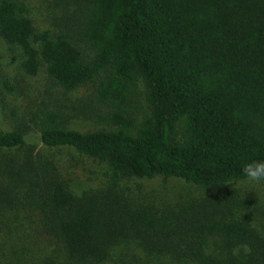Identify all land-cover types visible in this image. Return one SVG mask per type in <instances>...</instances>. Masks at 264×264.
Here are the masks:
<instances>
[{"label": "trees", "instance_id": "trees-1", "mask_svg": "<svg viewBox=\"0 0 264 264\" xmlns=\"http://www.w3.org/2000/svg\"><path fill=\"white\" fill-rule=\"evenodd\" d=\"M55 1L44 26L26 0H0V35L27 74L92 96L88 127L55 107L34 113L39 143L112 175L75 194L55 156L0 129V264H264V217L222 193L264 161V0ZM132 177L210 194L141 201L121 187Z\"/></svg>", "mask_w": 264, "mask_h": 264}, {"label": "rangeland", "instance_id": "rangeland-1", "mask_svg": "<svg viewBox=\"0 0 264 264\" xmlns=\"http://www.w3.org/2000/svg\"><path fill=\"white\" fill-rule=\"evenodd\" d=\"M33 15L42 25H51L55 11H59L55 0H26ZM55 21V20H54ZM21 47L11 44L0 35V129L20 127L26 133L28 144L24 150L35 148L42 153L55 156L62 170L63 178L75 194L100 188L109 183L112 168L107 162L94 159L77 152L74 148H45L37 140L38 126L32 121L34 113L39 114L41 107H55L67 112L79 127L89 126L90 118H85L80 106L89 102L90 92L87 88L65 92L54 84L44 72L32 76L20 65ZM14 86L9 92L5 83ZM90 96V97H88ZM143 108L145 104L143 103ZM79 117V118H77ZM32 145V146H31ZM23 150V151H24ZM22 151V152H23ZM1 155V154H0ZM234 194L222 191L226 201L236 200V211L252 217H264V183L249 185L244 180H237L227 185ZM121 187L126 193L141 201L176 204L178 208L187 200H195L210 192L181 179H169L164 182L161 177L154 179L122 178Z\"/></svg>", "mask_w": 264, "mask_h": 264}, {"label": "clouds", "instance_id": "clouds-1", "mask_svg": "<svg viewBox=\"0 0 264 264\" xmlns=\"http://www.w3.org/2000/svg\"><path fill=\"white\" fill-rule=\"evenodd\" d=\"M243 180L249 185L264 183V161L248 162L242 167Z\"/></svg>", "mask_w": 264, "mask_h": 264}]
</instances>
